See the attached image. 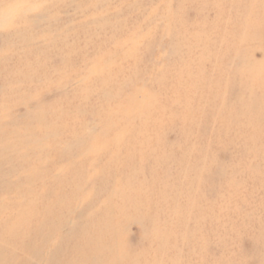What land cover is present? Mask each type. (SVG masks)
Wrapping results in <instances>:
<instances>
[{"label": "rangeland", "instance_id": "rangeland-1", "mask_svg": "<svg viewBox=\"0 0 264 264\" xmlns=\"http://www.w3.org/2000/svg\"><path fill=\"white\" fill-rule=\"evenodd\" d=\"M250 5L0 0V264H264V11ZM217 56L225 84L187 120L173 62L208 88Z\"/></svg>", "mask_w": 264, "mask_h": 264}, {"label": "bare ground", "instance_id": "bare-ground-1", "mask_svg": "<svg viewBox=\"0 0 264 264\" xmlns=\"http://www.w3.org/2000/svg\"><path fill=\"white\" fill-rule=\"evenodd\" d=\"M184 1H186V0H184ZM250 2H251V5H250V8H249V10H248V12H257V11H264V0H250ZM247 7H246V11H247ZM174 14V13H173ZM174 16V15H173ZM182 21V20H181ZM180 22V21H179ZM191 28L192 30H196V31H199V30H201L202 29V27H200L199 25H187L185 22H180L179 24H178V29H180L181 30V34L182 35H184L185 34V32L188 30V28ZM198 34V33H197ZM179 35V34H178ZM127 36V35H126ZM199 36H200V34H199ZM196 40V39H195ZM124 43H125V41H124ZM191 43V42H190ZM116 44V48L118 49V51L120 52L121 51V46H120V44H118V43H115ZM127 44V43H126ZM125 44V45H126ZM124 45V46H125ZM123 46V47H124ZM124 49V48H123ZM135 50V49H134ZM124 52V51H123ZM126 53V52H125ZM126 55H128V54H126ZM211 57L212 56H204V57H202V59H201V61L200 62H209V61H211L210 59H211ZM221 59H222V57H220V56H217L216 57V60H217V64H216V75H217V79H216V81L215 82H212L211 84H210V86L208 87V88H206V86H204V85H202V82L200 83V84H198V82H196L195 81V78L193 79V78H190L191 77V74L192 73H190V68H191V65H190V62H189V60H183V59H177V60H174V62H173V65L175 66V67H177V68H179L180 69V74L181 75H183V76H185V77H189V78H184L185 79V82H187V87L185 88V89H180L182 92H180V93H182L183 95H186L187 97H183V96H181V98H180V100H178V103H180L183 107H184V110H185V112H186V114L184 115V117H185V119H190L191 117V115H193L194 114V112H198L199 113V111H200V109L202 108V107H204L205 105H202L203 103L201 102V99L200 98H202V92H205L207 89H209V94H208V98H212V97H215L217 94V91L219 90V87L223 84H225V73H224V70L222 69V68H218V66H219V64H220V61H221ZM219 60V61H218ZM257 73H258V75H259V77H260V80H261V82H263L264 83V66H263V64H261V65H259V67H258V70H257ZM162 78L159 80V81H162V79H163V76H161ZM235 80H237L236 78H235ZM162 82H164V80L162 81ZM248 82V81H247ZM247 82H239V83H242L241 84V86L242 87H244V88H248V86H247ZM235 83V81H232V83L230 84V86L229 87H231V86H233V84ZM245 84V85H244ZM160 85V88H165V89H167L166 88V86H167V84H164V85H161V84H159ZM184 85H186V83H184ZM248 85H249V82H248ZM170 87V86H169ZM196 91H198V92H196ZM191 108V110H189ZM250 110H255V108H253V107H251V106H247L246 107V112H248V111H250ZM190 111V112H189ZM250 113V112H249ZM174 114L172 113L171 114V116H173ZM251 115V113L250 114H247L246 116H247V123L249 124V125H253V124H251V122H250V120H251V117L252 116H250ZM171 116H165V115H162V114H158V118L159 119H171ZM183 133V135H184V137H183V142H185V138H186V132L185 131H183L182 132ZM257 136H251V138L250 137H248V141H250V143H252V141L256 138ZM250 139V140H249ZM178 176V175H177ZM177 176L175 177L176 179H177ZM191 184H192V182H191ZM197 185L198 186H200L201 185V182H198L197 183ZM199 188V187H198ZM236 187L234 186V185H232V189H235ZM189 194H191V192L190 191H187ZM31 210V209H30ZM215 212L216 213H219L220 211H215V209L214 210H211V213H212V216L214 217V214H215ZM22 214L23 215H25V216H30L31 214L30 213H26V212H22ZM200 219V215L199 214H196V219L195 220H199ZM19 224H20V227H21V230L23 229V225H22V222H19ZM179 231V233H182V230H178ZM195 242V241H194Z\"/></svg>", "mask_w": 264, "mask_h": 264}]
</instances>
